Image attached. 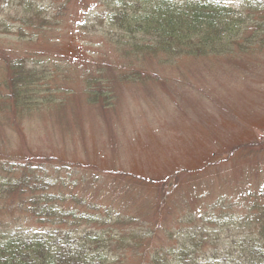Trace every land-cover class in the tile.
<instances>
[{"label":"rangeland","instance_id":"1","mask_svg":"<svg viewBox=\"0 0 264 264\" xmlns=\"http://www.w3.org/2000/svg\"><path fill=\"white\" fill-rule=\"evenodd\" d=\"M222 1L250 13L249 3L259 6L258 0ZM260 9L253 13L264 25ZM105 13L99 1L71 0L49 44L2 38L0 103L8 94L7 67L18 60L50 71L42 91L52 100L23 110L0 104V160L29 161L30 178H41L30 197H63V204H50L62 213L128 217V237L154 232V246L167 247L177 242L168 238L209 201L245 200L249 190L264 189V48L233 56L125 59L110 42ZM94 60L110 66L104 73L109 102L88 101L87 79L99 76ZM129 64L140 68L143 79L117 78L136 73ZM22 172L0 170V176L20 178ZM47 182L54 185L44 189ZM9 204L0 200V208ZM1 213L9 228L30 236L56 230L82 235L92 228L70 216L62 225L60 217L40 224L31 214L15 216L17 209Z\"/></svg>","mask_w":264,"mask_h":264},{"label":"trees","instance_id":"2","mask_svg":"<svg viewBox=\"0 0 264 264\" xmlns=\"http://www.w3.org/2000/svg\"><path fill=\"white\" fill-rule=\"evenodd\" d=\"M96 1L106 8L105 27L114 35L110 42L125 59L135 56L142 60L161 53L175 58L233 56L250 50L258 53L264 48V25L258 23L256 13H253H260L261 9L255 3L248 4L249 10L253 11L250 13L237 10L222 0ZM70 2L0 0V43L4 37L29 41L38 47L49 44L61 30ZM91 66L99 76L87 72L90 73L86 90L88 101L96 103L103 98L109 102V80L104 73L110 66L96 60ZM43 68L28 67L23 60L10 62L4 85L8 93L4 97L8 101L3 104L5 109H33L50 103L51 97L42 89H46L52 75L50 71L49 74L41 71ZM130 69L131 72L140 70L133 64L128 65L127 70ZM142 76H145L142 71H136L117 78L136 81L143 79ZM93 84L98 89H92ZM4 162L0 160V170L20 172L21 169L24 173L20 178L0 176V200L10 202L0 208V218L6 216L2 211L17 209L19 213L15 216L31 214L40 224L60 217L63 221L59 224L64 225V217L70 216L75 224L81 222L92 228L82 235L71 230H56L30 236L9 228L10 220L2 217L0 264H264V189L249 190L245 200L209 201L199 213L190 214L189 222L168 238L177 242L167 247H155L154 232L140 236L133 233L128 237L126 231H130L127 229L133 223L128 217L62 213L50 204H63V197H30V191L37 194L41 178H30L29 161H10L9 165ZM45 184L44 189L54 185L52 182ZM89 209L96 210L95 207ZM162 210L158 214H162ZM13 215L11 213V217ZM156 217L161 219L162 215ZM199 234L207 237L201 238ZM145 239V245L140 243ZM204 241L213 242V248H202ZM135 260L138 263H132Z\"/></svg>","mask_w":264,"mask_h":264},{"label":"water","instance_id":"3","mask_svg":"<svg viewBox=\"0 0 264 264\" xmlns=\"http://www.w3.org/2000/svg\"><path fill=\"white\" fill-rule=\"evenodd\" d=\"M264 1V0H263Z\"/></svg>","mask_w":264,"mask_h":264}]
</instances>
